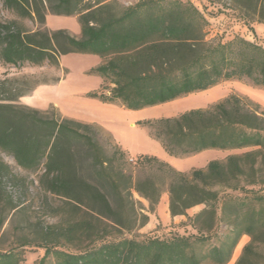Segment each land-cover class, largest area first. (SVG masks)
I'll list each match as a JSON object with an SVG mask.
<instances>
[{"label":"trees","instance_id":"trees-1","mask_svg":"<svg viewBox=\"0 0 264 264\" xmlns=\"http://www.w3.org/2000/svg\"><path fill=\"white\" fill-rule=\"evenodd\" d=\"M205 1L233 11L250 30L253 22L264 24V0ZM0 3L37 25L28 29L15 20L0 21V63L56 66L59 56L68 53L97 55L100 62L88 73L99 76L101 83L85 95L103 103L138 110L226 80H248L264 89V44L242 36L225 42L207 39V19L190 1L137 0L126 6L108 0ZM47 13L76 16L80 35L46 28ZM28 93L0 97V149L25 170L42 167L39 186L59 198L68 215L64 224L41 226L31 240L3 245L2 226L17 205L0 178V264H22L27 246L43 249L35 264H227L242 235L249 241L234 264H264V196L257 197L255 207L227 195L217 209L218 188L235 190L240 178L245 184L264 185V111L258 104L229 94L175 116L137 121L174 157L206 149L249 150L185 171L140 154L130 165H156L158 175L134 178L125 169V151L109 153L94 124L17 102ZM0 166H5L1 160ZM164 191L171 217L203 205L191 218L196 235L112 237L146 224ZM65 244L77 251L63 249Z\"/></svg>","mask_w":264,"mask_h":264},{"label":"rangeland","instance_id":"rangeland-1","mask_svg":"<svg viewBox=\"0 0 264 264\" xmlns=\"http://www.w3.org/2000/svg\"><path fill=\"white\" fill-rule=\"evenodd\" d=\"M108 1H118L121 5L126 6L137 0ZM183 1H190L204 14L207 19V39L225 42L232 39L234 36H242L248 40L264 44V24L253 22L251 25L252 30H250L243 20L236 16V13L223 8L219 2L210 4L205 0ZM51 19L52 20H50L48 24L45 22L44 25L48 29L62 28L71 33L70 30L78 26L76 16L74 15L53 17ZM10 20H15L28 29H35L37 27L29 17H22L16 11L7 9L0 3V21ZM96 59V56L90 54L68 53L59 56L58 65L56 66L47 62L41 65L25 64L18 67L11 64L0 63V97L10 96L19 91L27 90L29 93L24 95L26 97H19L17 102L28 105L24 101H29L28 96L33 94V90L37 86L44 83H53V85L47 88L46 92H42L39 95L40 105L28 106L40 110H48V115L56 114L63 116L58 108L52 104L53 101L58 103L59 106L67 109L76 108V106L81 105V100L84 99L83 95L89 91L98 89H94L98 78L88 73L91 67L98 64L96 63ZM229 94H236L245 99H249L253 103L258 104L261 111H264V89L252 85L248 80L222 81L218 83L213 93L204 92L199 95L196 94L193 98L185 100L177 109L180 110L179 108L181 107H186L188 109L205 107L225 98ZM45 100L48 102L51 101V103H47ZM164 108L166 107H159L157 110L163 113ZM151 114L150 112L144 111L140 115L150 117ZM90 124L95 125L97 138L109 153L115 148L121 149L109 132L96 123ZM246 150L249 149H237L230 153L239 154ZM125 153L128 158L125 169L128 172H132L134 178L145 176L153 177L158 175L156 165H145L138 169L132 167L130 163L135 160L136 156L130 155L127 152ZM222 155V157L225 158L228 154L223 152ZM218 159L223 158L219 157ZM0 160L5 164L4 167L0 166V178L6 183V191L11 196L15 205H17L16 210L8 214L2 226L1 232L4 231V233H6L3 238V245H7L14 240H24V238L31 240L38 234L41 226L52 223L64 224L68 215V210H65L59 198L45 192L39 186L38 178L42 171V167L33 171L25 170L17 165L12 155L1 149ZM176 160L178 161L177 167L179 166L180 168L178 170L185 171L192 167L198 168L204 159L203 157L190 156L180 159L176 158ZM218 191L220 195V199L217 202L218 210L223 198L227 195L237 197L240 201L248 202L250 205L257 207L260 204L257 197L264 196V185L245 184L244 180L240 178L237 189L218 188ZM134 199L139 200L141 205L147 206L145 200L140 198L136 193H134ZM202 208V204L193 206L186 211V215L177 217L164 216L162 212L156 211L155 214L148 216L150 221L148 220L143 226L135 227L129 231L123 230L121 233L112 235V237H133L141 239L144 237L168 238L175 234L196 235V231L191 224V218ZM138 211L148 214L145 209H139ZM220 227L222 228V225H220ZM209 241L212 243L214 238H211ZM248 241L249 237L247 235L241 236L227 264H234L241 253L243 245ZM62 248L73 253L77 251L73 244H65ZM42 254V248L27 246L25 247L24 253L25 261L22 264H35L36 260Z\"/></svg>","mask_w":264,"mask_h":264},{"label":"crops","instance_id":"crops-1","mask_svg":"<svg viewBox=\"0 0 264 264\" xmlns=\"http://www.w3.org/2000/svg\"><path fill=\"white\" fill-rule=\"evenodd\" d=\"M53 17H61V16L46 14L45 16L46 24H48V22L52 20L51 18ZM70 31L73 35L76 36L79 35L80 34L79 24L77 27H74ZM94 56L97 57L96 63H99L100 58L97 55ZM93 76L98 78L96 82V86L94 88L97 89L99 88V85L101 83V78L97 75H93ZM51 85H53V83L40 84L33 90V94L28 96L29 101H24V102L28 105H40L39 95L42 92H46L47 88L50 87ZM217 85L202 91L190 93L186 96L162 104L148 106L138 110L127 109L118 104L103 103L98 99L89 98L86 97L85 95H83L84 99L81 100V105L76 106V108L67 109L65 107L59 106L58 103H56L55 101H53L52 104L56 108H58L59 112L63 116L73 118L75 120L85 123H96L97 125L101 126L107 132H109L111 136H113V138L119 144L121 149L129 153L130 155L137 156L140 154H148V155L156 156L157 158L168 162L173 167L176 166L175 167L176 169H180L179 166L177 167L178 161L176 160V158L178 157H174L167 154L163 149V147L161 146V144L157 140L151 138L148 135L147 128L145 126L136 124V122L150 118L170 117L180 112H183L188 108L181 107L179 108L180 110H178L177 107H179V105L182 104L185 100H187L188 98H193L194 96H196V94L199 95L204 92L213 93L214 90L217 88ZM25 97L26 96H21V98H25ZM45 102L51 103V101L48 102L47 100H45ZM188 105H192V104H188ZM159 107H166L164 108L163 113L157 110V108ZM144 111L150 112L152 114L150 115V117L141 116L140 114H142V112ZM235 150L237 149H232V150L206 149L191 156L203 157L204 160L199 165V167H204L209 160L218 159L219 157L224 158L222 157L223 152H226V154H231L230 152H233ZM156 211L162 212L164 216H170L168 209V193L166 191L161 194L160 199L156 205L155 211L153 213H149V216L151 214H155ZM148 220L150 221V219Z\"/></svg>","mask_w":264,"mask_h":264},{"label":"built area","instance_id":"built-area-1","mask_svg":"<svg viewBox=\"0 0 264 264\" xmlns=\"http://www.w3.org/2000/svg\"><path fill=\"white\" fill-rule=\"evenodd\" d=\"M130 160H132V159H130Z\"/></svg>","mask_w":264,"mask_h":264}]
</instances>
